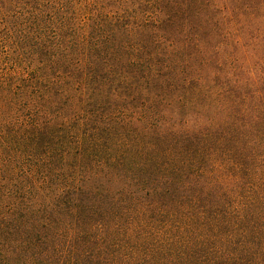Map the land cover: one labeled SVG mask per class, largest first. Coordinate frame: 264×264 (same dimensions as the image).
<instances>
[{
	"label": "trees",
	"instance_id": "16d2710c",
	"mask_svg": "<svg viewBox=\"0 0 264 264\" xmlns=\"http://www.w3.org/2000/svg\"><path fill=\"white\" fill-rule=\"evenodd\" d=\"M0 264H264V0H0Z\"/></svg>",
	"mask_w": 264,
	"mask_h": 264
}]
</instances>
